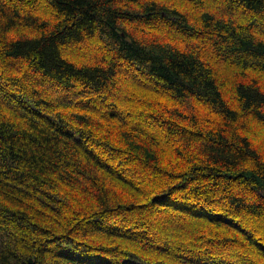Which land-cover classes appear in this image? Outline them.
Here are the masks:
<instances>
[{"label": "trees", "instance_id": "16d2710c", "mask_svg": "<svg viewBox=\"0 0 264 264\" xmlns=\"http://www.w3.org/2000/svg\"><path fill=\"white\" fill-rule=\"evenodd\" d=\"M0 264H264V0H0Z\"/></svg>", "mask_w": 264, "mask_h": 264}]
</instances>
